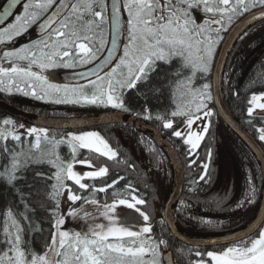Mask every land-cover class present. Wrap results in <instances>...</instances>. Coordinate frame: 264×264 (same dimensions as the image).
Masks as SVG:
<instances>
[{
	"label": "snow or ice",
	"instance_id": "obj_1",
	"mask_svg": "<svg viewBox=\"0 0 264 264\" xmlns=\"http://www.w3.org/2000/svg\"><path fill=\"white\" fill-rule=\"evenodd\" d=\"M56 4L57 0H9L0 12V25L13 16L12 10L17 6L22 7V13L14 16V22L0 27V44L26 33ZM257 7L260 11L252 12L251 19L264 21V0H61L38 25L44 32L42 40L0 52V92L15 90L55 104L103 106L130 112L125 103L129 91L155 96L167 91L175 104L169 115L182 118L180 123L184 127L175 128L172 119L164 121L163 127L171 129L174 137L183 138V143L190 146L191 156L204 139L214 115L208 106L214 97L207 76L218 46L221 42L227 44L228 38L222 33L228 31L234 18ZM193 9L211 16L198 23ZM106 27L110 39L105 37ZM109 44L110 50L105 55ZM5 63L9 66H4ZM90 64H94L91 70L79 73L87 81L84 84L52 83L44 75L46 70ZM34 66L40 71H34ZM197 79L204 82L197 85ZM261 101H264V94L251 96L249 103L253 107L247 110L249 116L256 109L264 112ZM144 118H152L147 108ZM156 118L163 119L159 115ZM197 121L205 125L199 131L193 129ZM258 132L259 139L264 141V127ZM9 138L17 142L11 148L7 144ZM0 142H3L0 153L5 157L0 165V180L15 192L17 181L26 180V171L33 164L47 163L55 171L51 175L37 172L36 176L54 181L49 185L48 196L56 201L57 208V198L65 192L66 198L73 203L85 200L88 204L99 205L96 199L73 193L65 183L70 180L79 189L87 190L89 185L82 183L83 179L103 177L109 171L107 167L85 173L75 171L78 150L86 149L112 160L117 157V152L98 132H69L57 139L49 136L46 127L25 128L12 118L0 119ZM61 144L70 148L71 160L67 162L58 152ZM208 156L210 159L211 152ZM203 169L201 181L208 175L207 163ZM116 182L94 191L107 192ZM255 194L256 188L252 185L237 207L255 203ZM28 199L30 197L20 193L24 211L18 214L11 209L6 211L0 229V244L4 246L0 249V264H163L159 249L162 244L166 246V241L145 237L144 234L152 231L150 226L133 230L140 218L144 222L149 220L148 214L138 207L146 203L143 198L118 197L112 203L99 205L96 211L108 221L107 225L94 222L93 214L83 208L69 210L67 216L93 222L85 233H70L61 230L66 221L63 215L58 216L53 224L55 231L41 253L24 239V222L31 228L29 213L35 212L29 207ZM118 206L129 210V215L117 214ZM195 255H206L214 264H264V225L250 245L242 240L240 245L227 247L219 253L208 251ZM194 264H208V261L200 259Z\"/></svg>",
	"mask_w": 264,
	"mask_h": 264
},
{
	"label": "trees",
	"instance_id": "obj_2",
	"mask_svg": "<svg viewBox=\"0 0 264 264\" xmlns=\"http://www.w3.org/2000/svg\"><path fill=\"white\" fill-rule=\"evenodd\" d=\"M5 1L0 0V8ZM58 3L59 0H57ZM51 11L52 9H49L48 12L41 15L40 20L33 24L31 29L33 27L36 29L41 23L40 21ZM21 13L22 7L18 11V14ZM203 14L208 17L211 16V14ZM240 17L234 18L233 23ZM34 33L36 34L35 39L30 40L31 33L28 32V36L20 44V48L34 44L40 36L44 37V33ZM222 34L225 35L226 32ZM105 37L110 39L107 27L105 28ZM31 41H34V43H31ZM23 43L25 45L22 46ZM80 70H82V66H78L74 70V75H79ZM208 81L210 83L209 78H207ZM263 92L264 21H261L247 29L233 47L224 72V93L229 107L236 117L260 141L264 148V141L259 139L258 132L259 128L264 127V115L249 116L247 112L251 106L249 103L251 96ZM139 95L135 94V90L128 92L127 96L131 97V105L135 108L149 106V109L155 114L151 123L164 131L171 139L184 165L185 188L175 214L179 228L189 235L209 237L232 232L247 225L255 217L260 207L263 192L262 171L253 153L224 123L214 109L212 101L209 102V108L213 109L214 115L210 118L211 124L208 127L207 135L190 156V146L183 143V138L174 137L171 129L163 127V119L156 118L158 115L166 117L172 110L174 103L170 99L169 93L165 91L161 96H155L151 93ZM0 97L25 111L54 117L88 116L107 110L92 105H67L72 108H65L61 107L60 104L52 105L50 102L44 104L38 101H30L27 96L8 92H0ZM3 118L12 117L0 111V119ZM181 119L174 118L175 128L179 127L178 124ZM14 121L17 125L24 124L28 127H35L16 119ZM85 131L98 132L117 152V157L112 160L86 149L78 150L77 162L74 164V168L80 164L79 161L86 160L91 167L87 169V163L84 164L87 167H85L84 172L90 169L99 170L101 167H107L109 171L103 177L83 179L82 183L89 185L87 190L79 189L78 185L70 180L66 181L65 183L71 187L72 192L86 199H96L99 205L112 203L114 198L118 197L130 199L134 195L143 198L146 203L139 206L142 211L148 214L149 220L144 222L140 218L139 223L136 225L139 228L151 227V233L144 234L145 237H151L157 242L161 239L166 241V246L162 244L159 249L162 258L165 254H168L175 264H194V261L200 259L211 264L206 255L197 257L195 253H207L209 250L220 251L224 247L206 249L186 245L172 235L166 224L165 208L172 191L174 175L170 160L163 149L141 130L127 124H110L89 130L74 131L49 129V136H55L59 139L65 133L80 134ZM2 143L0 142V147H2ZM16 143L11 138L7 141L9 148ZM222 145H225L230 153V162L229 165L226 163L223 177H221L220 164V147ZM58 152L66 162L71 160L70 148L66 144H61ZM209 152H211L210 159ZM231 156L236 161V166ZM4 160L5 157L0 153V165L3 164ZM192 160L195 163H190ZM205 163L208 164V175L201 181L199 177L203 175V165ZM54 171L55 169L47 163L33 164L26 171V180L17 181L18 186L15 192L0 180V229H2V222L8 209H11L14 214L24 211V204L20 203V193H23L25 197H30L27 203L30 208L35 209V212L29 213L32 223L31 228L24 222V239L38 253L44 251L46 243L50 241L52 233L55 231L53 227L55 218L60 215L65 216L67 210L74 208L79 209L86 206L84 209H88L99 206L89 205L85 200L75 203L72 201L67 202L65 192L57 198L59 200V207L57 208L56 201L48 196L50 192L49 185L54 181H47L36 176L37 172L51 175ZM119 177H123V179H119ZM113 181L118 182L113 187L108 188L107 192L94 191L95 188L105 187ZM252 185L256 188L255 203L246 204L243 208L237 207L239 201L249 194ZM68 219L70 221L62 225L61 230H67L70 233L79 232L76 229L78 225L73 220L74 218L68 217ZM3 247L0 244V249Z\"/></svg>",
	"mask_w": 264,
	"mask_h": 264
},
{
	"label": "water",
	"instance_id": "obj_3",
	"mask_svg": "<svg viewBox=\"0 0 264 264\" xmlns=\"http://www.w3.org/2000/svg\"><path fill=\"white\" fill-rule=\"evenodd\" d=\"M8 2L9 0H7L4 6ZM4 6L0 10V12L3 11ZM18 7L19 6L12 10L13 15L15 14ZM259 11L260 9H256L245 14L231 26V28L225 35V37L228 38L227 44L225 45L224 42L220 44L211 73V90L214 97L213 103L218 114L230 127V129L254 154L260 165L263 176V193L259 210L255 217L247 225L238 230L209 237H197L185 233L178 227L175 220V212L185 187V169L175 146L171 143V141L164 133H162L150 122L140 117L118 111L103 112L99 114L75 118L49 117L26 112L1 98L0 111L6 113L7 115L15 118L22 123L36 127H46L48 129L54 130H85L94 129L110 124H128L136 127L147 136H149L152 140H154L165 151L172 165L174 184L165 208V219L167 226L174 237L186 245L202 248L229 246L232 244H236L242 240L244 241L256 235L259 230H261V225H264V148L261 146L260 142L238 120V118L229 107L224 93L223 79L228 57L237 40L247 29L262 21L261 19H251L252 12L259 13ZM12 17L13 16L8 17L5 20L4 24L7 23ZM3 48H9V46H3L2 49ZM108 50H110V44L107 51ZM164 264L174 263L172 259L168 257V255H165Z\"/></svg>",
	"mask_w": 264,
	"mask_h": 264
},
{
	"label": "rangeland",
	"instance_id": "obj_4",
	"mask_svg": "<svg viewBox=\"0 0 264 264\" xmlns=\"http://www.w3.org/2000/svg\"><path fill=\"white\" fill-rule=\"evenodd\" d=\"M198 15V17H199V14H197ZM125 17H126V15H125ZM31 27H32V25L29 27V29H28V31L26 32V33H24L23 35H21L20 37H17V38H15L13 41H11V42H5V43H13V44H16V43H18V42H21L22 43V41H23V38H24V36L25 35H27L28 34V32L29 33H33L32 31H30V29H31ZM44 37L43 36H40V37H38V41L39 40H42ZM31 43H34V41H31ZM35 44V43H34ZM1 45V44H0ZM23 45H25V43H23L22 44V46ZM20 48V45H19V47L17 46H15V48H13V49H11V50H16V49H19ZM117 55H119V53H117ZM65 59H68V58H65ZM214 64V63H213ZM213 64H212V66H211V71H212V68H213ZM4 66H9L8 64H4ZM92 66H94V64H90V65H86V66H82V70H80V72H82V71H87V70H90L91 68H92ZM77 68V67H76ZM76 68H59V69H55V70H46L45 72H44V75H46V76H48V78H49V81L50 82H52V83H57V84H68L69 86H75V85H77L78 83L79 84H84V83H87V81L86 80H84L83 78H81L80 77V75H74V70L76 69ZM33 70L34 71H37V72H39L40 71V69L39 68H37V67H35L34 66V68H33ZM11 93H14L15 95H23V94H21V93H19V92H16L15 90H13ZM260 94H264V92L263 93H259V94H256V95H260ZM28 97V99L30 100V101H38V102H41V103H44L45 104V102H47V101H45V100H37V99H35V98H33L32 96H27ZM261 102H264V101H261ZM52 105H59V104H55V103H52V102H50ZM61 105V107H65V108H67L68 106V104H60ZM72 106H77V105H72ZM98 107H102V108H111V107H103V106H98ZM250 107H253L252 105L250 106ZM68 108H72V107H68ZM258 114H262V115H264V112H262V110H260V109H256L254 112H253V115H258ZM176 122V121H175ZM173 125H175V123H174V121H173ZM179 125V127L178 128H180L181 127V125H182V123H179L178 124ZM177 125V126H178ZM25 126V125H24ZM205 125L204 124H202L201 122H199V121H197V123L196 124H194L193 125V129L194 130H196V131H199L200 130V128H202V127H204ZM184 127V125L181 127V129ZM25 128H29L28 126H25ZM19 131L20 132H23L24 131V129H19ZM207 134H205L204 135V137L206 136ZM203 141V140H202ZM201 141V142H202ZM225 146V145H224ZM223 145L220 147V154H221V160H220V164H221V172H222V174H221V177H223L224 176V171H225V167H226V163H228V165H229V162H230V153L227 151V147L225 146L224 147ZM231 158L233 159V163L235 164V166H236V161L234 160V158H233V156H231ZM87 166H89V164L87 163ZM84 169H85V165L84 164H79V165H77L75 168H74V170L75 171H78V172H80V173H82V171H84ZM66 197H67V193H66ZM66 200H67V202H70V200H68L67 198H66ZM89 205H91V204H89ZM93 206H95L96 207V205H93ZM138 207H140L139 205H138ZM84 208H86V206H84L83 207V209ZM80 209V208H79ZM96 209L97 208H88V209H85V210H87V211H89V212H91V211H94V212H91L92 214H93V216L95 217V220H94V222H96V223H104V224H108V221L103 217V215L102 214H100V213H98L97 211H96ZM119 209V210H118ZM118 211H117V214H119V215H122V216H128L129 215V210H127L126 208H123L122 206H118ZM69 210H67V212H68ZM67 212H66V214H65V223L67 224L68 223V221H70V219H68V217L69 216H67ZM75 222H77V227H76V229L77 230H79V232H86L87 231V229H88V227H89V224L91 223V222H93L91 219L89 220V221H84V220H82V219H76V218H74L73 219ZM125 223H127L126 221H125ZM138 224V223H137ZM141 228H139L137 225L133 228V230H136V231H139ZM256 238H258V236H256L255 238H253V239H256ZM253 239H250V241H248L247 242V244H249L250 245V243H251V241L253 240ZM238 245H240V244H237V245H235V246H238ZM235 246H232V247H235ZM224 250H226V249H222V250H220L219 252H221V251H224ZM214 252H216V251H214ZM219 252H217V253H219ZM211 262V261H210ZM209 264V263H208ZM211 264H214V262H211Z\"/></svg>",
	"mask_w": 264,
	"mask_h": 264
},
{
	"label": "flooded vegetation",
	"instance_id": "obj_5",
	"mask_svg": "<svg viewBox=\"0 0 264 264\" xmlns=\"http://www.w3.org/2000/svg\"><path fill=\"white\" fill-rule=\"evenodd\" d=\"M255 9H259L258 7L257 8H255ZM255 9H253V10H255ZM197 9H194L193 10V14H194V16H195V18H196V20H197V22L198 23H203V21L205 20V19H208L209 17L208 16H206V15H204L202 12H199V10L198 11H196ZM252 11V10H251ZM197 14H199V17H198V15ZM126 15V12L124 13V16ZM126 18V17H125ZM35 33H32L31 34V36H30V40H34L35 39ZM28 35H26L25 37H27ZM0 48H1V46H0ZM11 48H12V46H11ZM11 48H9V49H11ZM3 51V50H2ZM1 51V52H2ZM138 95V94H137ZM139 96H141V94L139 95ZM126 99H125V103H126V105L131 109V111L130 112H124V113H127V114H131V115H134V116H137V117H140V118H143V119H145L144 118V114H145V109L147 108L148 109V113L151 115V117L152 118H150V119H145V120H147V121H149V122H151L153 119H154V117H155V114H153V111L151 110V109H149V106H144V107H142V108H135V107H133L131 104V97L130 96H126L125 97ZM158 111H162V110H158ZM171 111V110H170ZM123 112V111H122ZM168 119H172V117H170V115L168 114L166 117H163V121H166V120H168ZM173 120V119H172ZM82 233V232H81Z\"/></svg>",
	"mask_w": 264,
	"mask_h": 264
}]
</instances>
